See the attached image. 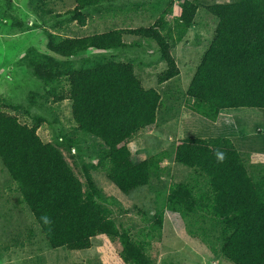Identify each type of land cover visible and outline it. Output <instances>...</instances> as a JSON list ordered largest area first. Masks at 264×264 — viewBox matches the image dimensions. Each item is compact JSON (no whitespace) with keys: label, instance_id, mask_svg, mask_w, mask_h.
Here are the masks:
<instances>
[{"label":"trees","instance_id":"obj_1","mask_svg":"<svg viewBox=\"0 0 264 264\" xmlns=\"http://www.w3.org/2000/svg\"><path fill=\"white\" fill-rule=\"evenodd\" d=\"M73 1L76 7L67 14L86 26L85 9L114 0ZM159 1L157 9L163 0ZM174 6L176 38L172 28L165 32L160 27L169 25L166 15L173 11L170 5L163 7L152 26L118 27L85 36H65L54 30L61 23L44 27L48 54L33 48L25 61L44 83L45 98L71 102L77 128L100 142V157L92 163L79 151L69 155L70 162L66 153L79 145V138L62 134L61 141H43L38 134L45 121L41 113H32V106L16 105L19 113L31 115L32 123L0 109V158L17 185L21 202L27 204L54 249L87 250L94 237L105 236L119 239L123 247L120 256L126 264H157L149 252L161 241L166 206L182 216L190 235L211 237L213 247L234 264H264V162H253L251 152L239 150L232 138L222 136L186 137L170 149L134 161L128 145L159 120L162 93L144 86L135 62L105 59L92 65L88 57L71 59L90 49L135 47L137 40L127 43L123 39L135 35L157 43L165 65L157 76L160 84L178 77L181 69L173 50L197 24L202 4L181 0ZM206 6L217 24L186 91L188 112L216 121L222 110L264 109V0ZM217 149L226 155L223 163L214 158ZM165 162L187 168V178L157 192L158 213L145 217L142 236L133 240L129 229H118L92 171L101 169L122 193L129 194L151 185L154 177L160 179L162 170L169 168ZM45 214L51 224L41 220Z\"/></svg>","mask_w":264,"mask_h":264},{"label":"rangeland","instance_id":"obj_2","mask_svg":"<svg viewBox=\"0 0 264 264\" xmlns=\"http://www.w3.org/2000/svg\"><path fill=\"white\" fill-rule=\"evenodd\" d=\"M202 4L196 16L197 24L190 27L173 50L181 69V74L163 84L157 80L158 73L165 67L159 58L160 51L155 41L135 35H124L127 43L138 44L120 50L99 51L90 49L86 54L71 59L90 58L92 65L102 60L132 61L136 72L147 88L155 87L163 95L164 106L159 120L142 130L130 143L132 159L136 162L170 149L177 141L186 137H229L239 150L252 153L253 162H264V109L236 108L222 110L216 121H211L196 112H188L185 103L186 91L203 52L205 51L217 19L204 7L214 2L231 0H198ZM114 0L85 9L88 26L67 14L76 4L73 0H0V109L18 114L22 122L32 123V117L21 114L15 106L29 108L41 113L45 121L38 129L43 141L62 140V134L78 137L79 145L74 146L69 155L82 151L85 160L97 163L100 142L84 135L73 120L71 102L61 98L44 97V83L35 75L24 57L35 48L48 54L46 26L61 23V34L65 36L90 35L112 30L115 27L152 26L163 12V7L173 8L166 15L168 27L160 24L164 31L173 30L176 38L175 12L181 0ZM172 2V3H171ZM61 14L60 16H56ZM194 21V22H195ZM93 29V30H92ZM53 31V29H51ZM62 31H65L62 32ZM109 31V30H108ZM32 51V50H31ZM168 96L166 97V93ZM34 97V99H33ZM44 108L39 105H43ZM24 108V109H26ZM81 147V150H80ZM256 154V155H255ZM160 179L154 177L152 184L122 193L100 170L93 172L97 188L102 192L120 232L130 230L133 240L142 236L140 231L146 225L145 217L156 216L157 192L165 191V185L184 181L188 169L173 162H165ZM81 176L80 170L76 168ZM159 198V197H158ZM163 196L159 199L163 200ZM16 183L0 158V264H126L120 256L123 248L119 239L105 236L93 238L92 247L87 250L52 248L26 203L21 202ZM162 238L149 252L157 264H234L223 256L220 249L213 247L211 237L190 235L185 220L178 212L164 208ZM139 232V233H136Z\"/></svg>","mask_w":264,"mask_h":264},{"label":"clouds","instance_id":"obj_3","mask_svg":"<svg viewBox=\"0 0 264 264\" xmlns=\"http://www.w3.org/2000/svg\"><path fill=\"white\" fill-rule=\"evenodd\" d=\"M232 1V0H231ZM230 2V1H229ZM223 3H226V2H223ZM205 9H206V7H205ZM242 151H244V150H242ZM213 155H214V158H215V160H216V162L217 163H223L224 161H225V159H226V155H225V153L223 152V151H221V150H219V149H217L214 153H213ZM41 220L43 221V223L44 224H51V220H50V218L45 214V215H42L41 216Z\"/></svg>","mask_w":264,"mask_h":264},{"label":"crops","instance_id":"obj_4","mask_svg":"<svg viewBox=\"0 0 264 264\" xmlns=\"http://www.w3.org/2000/svg\"><path fill=\"white\" fill-rule=\"evenodd\" d=\"M87 24H88V21H87ZM88 25H86L85 27H87ZM115 28H118V27H115ZM134 28H136V27H134ZM114 29V28H113ZM93 30V29H92ZM108 30H110V29H107L106 31H108ZM64 33H65V31H63ZM99 32H105V31H101V30H99L98 28H96V32H94V33H99ZM256 155V154H255Z\"/></svg>","mask_w":264,"mask_h":264}]
</instances>
